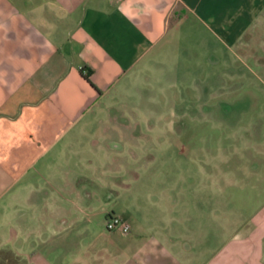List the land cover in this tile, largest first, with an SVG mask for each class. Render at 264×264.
<instances>
[{
  "label": "crops",
  "instance_id": "1",
  "mask_svg": "<svg viewBox=\"0 0 264 264\" xmlns=\"http://www.w3.org/2000/svg\"><path fill=\"white\" fill-rule=\"evenodd\" d=\"M263 15L264 0H0V264H264L259 120L233 150L189 153L205 194L187 176L146 206L138 166L156 156L137 154L138 165L102 182V159L125 148L76 135L88 116L111 112L114 89L149 80L164 58L179 65L202 33L232 51ZM162 173L150 172L151 186ZM103 214L130 231L92 230Z\"/></svg>",
  "mask_w": 264,
  "mask_h": 264
},
{
  "label": "rangeland",
  "instance_id": "2",
  "mask_svg": "<svg viewBox=\"0 0 264 264\" xmlns=\"http://www.w3.org/2000/svg\"><path fill=\"white\" fill-rule=\"evenodd\" d=\"M248 34L244 44H234L230 51L202 33L200 42L194 43V52L179 55V65L173 64L174 58H164L163 69L152 70L149 80L140 77L124 88L114 89L110 96L119 100L111 112L101 111L95 119L88 116L83 120L86 128L79 127L76 133L82 137L94 133L125 148L113 150L110 158L102 159L104 176L100 180H117L122 172L139 164L135 155L151 153L156 160L138 166L142 178L137 190L134 189L136 195L144 194L141 200L145 206L155 203L154 198L171 197V192H179L174 185L179 181L188 185V179L184 178L187 176L195 184L192 193L205 194V188L200 187L203 176L186 164L189 153L202 156L204 148L216 153L221 147L233 150L245 130L252 132L257 128L254 126L257 120L262 123L264 134V24L250 28ZM216 117L221 120H213ZM170 118L175 120L172 127L166 125ZM241 120L240 125L237 122ZM148 134L153 136L152 144L147 142ZM155 169L163 175L151 186L150 172ZM165 171L170 176L165 177ZM128 173L127 181L134 183V177ZM164 186L168 187L166 192ZM207 190L216 194L212 188ZM227 209L224 212L230 213ZM111 215L99 217L102 222L91 225L92 230L104 228Z\"/></svg>",
  "mask_w": 264,
  "mask_h": 264
},
{
  "label": "built area",
  "instance_id": "3",
  "mask_svg": "<svg viewBox=\"0 0 264 264\" xmlns=\"http://www.w3.org/2000/svg\"><path fill=\"white\" fill-rule=\"evenodd\" d=\"M83 73H87V69L82 68ZM106 227L108 230H120L122 232H129L131 226L128 222H126L121 216L111 215L106 221Z\"/></svg>",
  "mask_w": 264,
  "mask_h": 264
},
{
  "label": "trees",
  "instance_id": "4",
  "mask_svg": "<svg viewBox=\"0 0 264 264\" xmlns=\"http://www.w3.org/2000/svg\"><path fill=\"white\" fill-rule=\"evenodd\" d=\"M85 75V78L92 84V85H94V83L92 82V80H91V70H88L87 69V73L86 74H84ZM95 86V85H94Z\"/></svg>",
  "mask_w": 264,
  "mask_h": 264
}]
</instances>
